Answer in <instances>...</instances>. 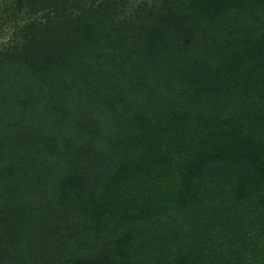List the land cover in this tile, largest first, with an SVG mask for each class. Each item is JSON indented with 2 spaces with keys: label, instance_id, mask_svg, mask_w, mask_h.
<instances>
[{
  "label": "trees",
  "instance_id": "trees-1",
  "mask_svg": "<svg viewBox=\"0 0 264 264\" xmlns=\"http://www.w3.org/2000/svg\"><path fill=\"white\" fill-rule=\"evenodd\" d=\"M0 264H264V0H0Z\"/></svg>",
  "mask_w": 264,
  "mask_h": 264
}]
</instances>
